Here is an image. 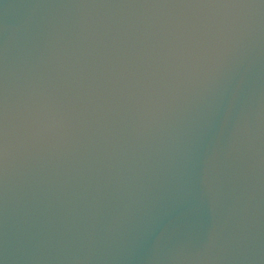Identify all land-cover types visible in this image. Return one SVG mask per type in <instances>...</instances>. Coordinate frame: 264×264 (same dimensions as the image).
I'll return each mask as SVG.
<instances>
[{"label": "water", "instance_id": "water-1", "mask_svg": "<svg viewBox=\"0 0 264 264\" xmlns=\"http://www.w3.org/2000/svg\"><path fill=\"white\" fill-rule=\"evenodd\" d=\"M0 264H264V0H0Z\"/></svg>", "mask_w": 264, "mask_h": 264}]
</instances>
